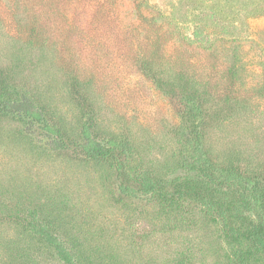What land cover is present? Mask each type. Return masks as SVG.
Segmentation results:
<instances>
[{"label": "rangeland", "instance_id": "rangeland-1", "mask_svg": "<svg viewBox=\"0 0 264 264\" xmlns=\"http://www.w3.org/2000/svg\"><path fill=\"white\" fill-rule=\"evenodd\" d=\"M146 1L175 30L131 0H0V89L31 97L78 141L76 88L99 133L130 137L133 164L163 177L176 174L175 100L187 78L222 118L208 132L211 156L264 165V0ZM27 124L0 117V264H60L21 233L18 217L34 206L87 264H227L218 227L198 209L186 204L165 220L158 206L119 193L110 160L51 154Z\"/></svg>", "mask_w": 264, "mask_h": 264}, {"label": "trees", "instance_id": "trees-1", "mask_svg": "<svg viewBox=\"0 0 264 264\" xmlns=\"http://www.w3.org/2000/svg\"><path fill=\"white\" fill-rule=\"evenodd\" d=\"M136 9L159 19L175 30L176 26L146 0H131ZM175 27V28H174ZM140 68L162 90L174 97L176 88L169 80L153 71L144 56L137 59ZM234 72L237 65L232 64ZM180 83L176 97L181 124L176 131L179 159L176 174L163 177L153 170L134 165L137 153L133 141L125 134L103 136L97 128L95 109L87 96H79L82 119L79 140L62 130L44 106L19 92L7 95L0 89V117L15 115L28 124L25 131H37L51 154L65 153L86 160H110V167L119 179V193L128 198L145 200L158 206V213L167 220L180 215L186 204L191 205L220 231L226 243L227 264H264V165L250 167L248 161L217 160L207 147L208 132L222 118L216 104L206 101L189 85ZM21 233L39 247L53 251L60 264H87L60 236L57 228L37 207H29L18 217ZM16 221L10 216L7 222ZM17 222V221H16ZM174 264H184L175 261Z\"/></svg>", "mask_w": 264, "mask_h": 264}]
</instances>
